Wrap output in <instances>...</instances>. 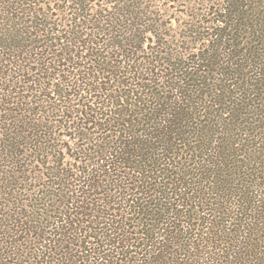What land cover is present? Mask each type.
<instances>
[{
  "label": "trees",
  "instance_id": "16d2710c",
  "mask_svg": "<svg viewBox=\"0 0 264 264\" xmlns=\"http://www.w3.org/2000/svg\"><path fill=\"white\" fill-rule=\"evenodd\" d=\"M0 264H264V0H0Z\"/></svg>",
  "mask_w": 264,
  "mask_h": 264
}]
</instances>
